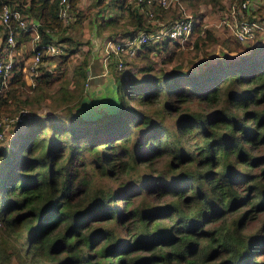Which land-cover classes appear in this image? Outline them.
Returning <instances> with one entry per match:
<instances>
[{
	"label": "trees",
	"instance_id": "1",
	"mask_svg": "<svg viewBox=\"0 0 264 264\" xmlns=\"http://www.w3.org/2000/svg\"><path fill=\"white\" fill-rule=\"evenodd\" d=\"M66 1L74 10L77 0ZM124 1L112 5L130 26L124 35L156 26L159 14L145 18ZM57 2L0 5L37 20L44 42L66 26ZM196 32L194 47L217 40ZM58 39L73 52V38ZM225 40L227 57L189 73L140 65L128 78L111 60L117 97L101 112L72 111L79 64L68 79L41 67L33 87L15 72L0 112L22 89L63 107L22 115L16 138L0 143V264L11 255L22 264H264V42L234 56L239 42ZM160 98L155 116L139 108Z\"/></svg>",
	"mask_w": 264,
	"mask_h": 264
},
{
	"label": "rangeland",
	"instance_id": "2",
	"mask_svg": "<svg viewBox=\"0 0 264 264\" xmlns=\"http://www.w3.org/2000/svg\"><path fill=\"white\" fill-rule=\"evenodd\" d=\"M242 0H166L165 7H159L158 11L157 5L154 3V6L151 8L153 14L156 13L160 15L159 18H153L155 24L166 23L169 20L174 19L175 17L181 15H190L194 23L197 24L195 32H193L192 37L188 43H178L174 45L168 42L167 45L161 46L160 42L158 44L159 50L155 49L150 50L146 55H143L141 52L140 55H136L131 59L125 60L122 67L119 69H127L126 73L128 78L140 77L142 73L137 71V67L140 65H152L155 71H163L164 73H171L173 71H186L187 73L195 70H200L202 67L208 65L209 63L215 62L216 60L223 59L226 56L224 52L226 50L225 38L229 37V41H236L229 27L225 24V20L230 19V8L232 5L240 3ZM102 6L96 3V0H77V5H75L74 10L69 9L70 18L67 20V24H62L64 26L63 30H58L56 33L53 31L52 35L59 40L61 35H69L73 38L76 43L74 44V50L71 53L63 50L60 56H50L49 57V67L52 70L53 75H64L66 79L70 78L74 68L79 64V69L76 72L78 79V87L72 101L77 99L80 95L81 99L74 106L73 112L77 113H91L92 111L101 112V110L108 103L111 104L116 100V92H112L114 96L101 97L100 88L104 83L103 78H109L110 82L112 77L114 83L116 80L113 78L117 72H114L112 65L108 68L107 65L104 68L106 72L103 76L92 79L90 86L86 89L83 85L85 78L86 70L91 68V72L99 73L101 70L100 61L98 60L104 52V42L105 39L112 37H120L124 35L126 30L130 29L129 25L125 24L124 18L121 16L122 11L113 4H117V0H102ZM130 5L134 7V0H125L123 6ZM250 5H252L253 15L258 16L264 14V0H250ZM158 11V12H157ZM143 13V12H142ZM262 13V14H261ZM115 15L114 20L106 25L98 26L101 23L102 19L107 17H112ZM227 15V16H225ZM249 15V14H248ZM146 18V16L144 15ZM148 20V19H147ZM231 21V20H230ZM200 28H206L214 34L217 40L208 43L207 41H202L199 43V47L192 46V41L197 35V32ZM126 36V35H124ZM24 45L26 47L23 50V54L29 55L31 42L29 36L27 38H22ZM63 49L67 48V44L61 41ZM152 45V44H148ZM253 45V44H252ZM247 47L251 48V45L246 46L245 44H238V50L240 53H231V55L238 56L239 54H244L247 51ZM142 51V50H141ZM67 53V54H66ZM94 59L90 63V59ZM98 60V61H97ZM100 62V63H99ZM113 71V73H111ZM110 74V75H109ZM106 75V76H105ZM125 77L122 75L119 77V81H122ZM27 87H33L34 85H28ZM91 89V91H89ZM106 89V88H105ZM49 93L53 92L52 89L48 90ZM95 96L94 98L92 96ZM135 105V103H131ZM62 103L56 99H41L36 101V92L33 89H22L18 93L17 106L12 107L9 112H0L1 123L7 122L4 127L6 130L4 132V137L0 140L1 144H7L9 139L16 138V132L22 130L20 123H16L15 119L20 117V114L23 115L36 112L37 114L42 115L43 113L48 112V109H53L52 112H57L63 106ZM161 98L157 102H151L145 105H139V108L145 110L150 115L155 116L160 109ZM7 117V118H4ZM13 118L14 121H9V118ZM11 244L19 246L18 242L12 241ZM11 248V247H10ZM263 255H259L262 257ZM10 264H22L18 257L11 255ZM29 264V263H27Z\"/></svg>",
	"mask_w": 264,
	"mask_h": 264
},
{
	"label": "built area",
	"instance_id": "3",
	"mask_svg": "<svg viewBox=\"0 0 264 264\" xmlns=\"http://www.w3.org/2000/svg\"><path fill=\"white\" fill-rule=\"evenodd\" d=\"M153 2L160 7L166 5V0H134V6L141 10L146 18L150 19L153 16L151 9ZM57 6V17L61 25L67 24V20L70 18L68 2L58 0ZM230 9V19L225 20V24L237 42L246 46L264 42V18H246L253 9L250 0H242L238 4L232 5ZM37 24H39L38 21L28 14H22L8 4L0 5V95L7 91L10 79L15 72L20 71L24 83L32 86L35 84L41 67L46 71H52L49 67V57L62 55L63 45L51 33H49L51 39L41 41ZM193 24L194 20L190 15H181L164 24L158 23L145 32L140 30L130 36L105 39L104 52L99 60L104 68L106 65L108 67V63L112 60L115 62L116 68L119 69L125 60L131 59L137 54L142 45L165 39L183 43L189 37ZM27 36L33 43L29 55L22 52L26 49L22 38H27ZM91 78V73L86 70L83 81L86 89L90 86ZM22 115L21 113L15 122L19 121ZM1 120L2 118H0ZM8 120L14 121L11 117ZM5 124L7 122H0V140L4 137Z\"/></svg>",
	"mask_w": 264,
	"mask_h": 264
},
{
	"label": "crops",
	"instance_id": "4",
	"mask_svg": "<svg viewBox=\"0 0 264 264\" xmlns=\"http://www.w3.org/2000/svg\"><path fill=\"white\" fill-rule=\"evenodd\" d=\"M93 60L94 59H90V63L91 62H93ZM99 60V59H98ZM97 60V61H98ZM100 61V60H99ZM100 63V62H99ZM100 65H101V70H100V72L99 73H92L90 70H91V68L90 69H87L88 70V72H90L91 73V75H92V78L90 79L91 81H92V79H94L95 80V78H97V77H100V76H103L106 72L104 71V67H103V65L100 63ZM110 75V74H109ZM106 76V75H105ZM110 79H111V82H110V80H109V78H103V81H104V83L102 84V85H105V87L104 86H101V87H103V88H100V91H101V97H108V95L109 96H113V93L112 92H114L115 93V90H114V83H113V79H112V77H110ZM91 85L92 84H90V88H91ZM106 88V89H105ZM89 91H91V89H89ZM93 98L95 97L94 95L92 96ZM113 100H114V96H113Z\"/></svg>",
	"mask_w": 264,
	"mask_h": 264
}]
</instances>
